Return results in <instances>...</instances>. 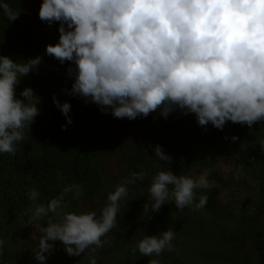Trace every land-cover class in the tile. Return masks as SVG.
I'll return each mask as SVG.
<instances>
[{"label": "trees", "instance_id": "trees-1", "mask_svg": "<svg viewBox=\"0 0 264 264\" xmlns=\"http://www.w3.org/2000/svg\"><path fill=\"white\" fill-rule=\"evenodd\" d=\"M0 3L20 13L11 22L0 9V56L16 62L42 57L45 35L31 18L32 0ZM66 76L70 91L74 78ZM51 83L46 71L33 70L15 89L23 99L21 92L31 87L40 99V114L25 129L15 154L0 153V264H26L33 258L40 240L31 223L37 205L47 206L68 188L62 213L99 215L108 194L141 171L143 181L126 185L128 195L119 203L116 226L101 238L106 241L102 248L69 256L56 241L44 264H91L93 258L96 264H148L151 259L158 264H264V120L251 127L228 121L223 130L209 123L205 130L194 114L180 110L167 118L157 110L147 117L118 119L110 110L106 114L97 104L69 95L72 123L67 124L53 101ZM157 145L172 156L170 164L155 156ZM162 169L193 179L207 174L209 187L196 189V203L205 195L207 204L179 210L169 201L159 211L144 212L152 177ZM32 188L39 193L36 200L29 199ZM49 218L60 221L49 213L34 225L46 227ZM167 229L175 233L171 251L151 257L138 249L133 253L145 235Z\"/></svg>", "mask_w": 264, "mask_h": 264}, {"label": "clouds", "instance_id": "clouds-1", "mask_svg": "<svg viewBox=\"0 0 264 264\" xmlns=\"http://www.w3.org/2000/svg\"><path fill=\"white\" fill-rule=\"evenodd\" d=\"M0 9L11 22L20 15L7 3ZM39 18L48 25L32 20L49 27V35L54 28L58 41L46 46L55 39L45 40L43 28L44 52L74 65L67 69L74 82L66 94L95 103L106 114L110 110L115 118L134 120L157 110L167 118L180 110L194 114L205 130L209 123L223 130L228 121L251 127L264 120V0H43ZM42 57L16 62L0 56V153L15 154L25 129L40 114L34 90L25 88L19 99L15 89L22 77L38 70ZM53 101L71 124L70 103L61 104L55 94ZM155 156L169 164L173 159L160 145ZM144 178L141 171L122 181L99 215L62 213L68 188L47 206L37 205L35 219L53 213L60 221L49 218L41 229L35 259L44 264L55 241L69 256L102 248L101 238L116 226L119 203L128 195L126 185ZM208 187L207 174L193 179L162 169L152 177L144 212L159 211L169 201L179 210L193 204L199 210L208 197L201 195L196 203V189ZM28 195L36 200L39 193L32 188ZM174 236L171 229L145 235L132 251L159 256L172 250Z\"/></svg>", "mask_w": 264, "mask_h": 264}, {"label": "rangeland", "instance_id": "rangeland-1", "mask_svg": "<svg viewBox=\"0 0 264 264\" xmlns=\"http://www.w3.org/2000/svg\"><path fill=\"white\" fill-rule=\"evenodd\" d=\"M43 0H33L32 1V11H31V17L33 20H35L36 22H40L42 24H44L43 26H45V22L41 21V19L39 18V10H40V7H41V4H42ZM48 25V24H47ZM44 28V31H45V34H46V37H45V40L48 39V38H54L56 37L55 36V29L52 28V33L49 35V31H48V28L49 27H43ZM55 39V38H54ZM54 40L53 39H49L47 42H46V46L49 45V44H53ZM73 67L72 65V62H65L64 64H61L57 59H55L54 57H51V56H48L46 54V50L43 54V57H42V63L39 65L38 67V70L37 71H41V70H44L48 73V75L50 76L51 78V91L53 93V95L55 94L57 99L59 100V102L61 104H63L64 102H69L70 103V97H69V94H66V92L64 91L65 89L68 90V79L66 76L68 73H67V69L69 67ZM37 219L33 218L32 219V224H33V233H34V236H37L39 238H41L42 236V232H41V227L38 223H35ZM53 220V219H52ZM54 221V220H53ZM50 243H54V245L56 244V241L55 242H50ZM35 246H39V241L35 242ZM36 250H38V248H36ZM35 250V251H36ZM32 253V257L30 261H28L26 264H38L40 263L39 261H37L35 259V255H34V252ZM46 255V254H45Z\"/></svg>", "mask_w": 264, "mask_h": 264}]
</instances>
